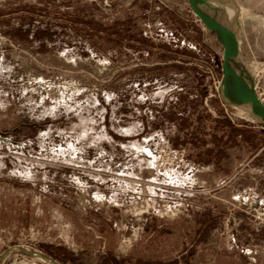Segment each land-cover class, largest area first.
<instances>
[{
    "label": "rangeland",
    "instance_id": "1",
    "mask_svg": "<svg viewBox=\"0 0 264 264\" xmlns=\"http://www.w3.org/2000/svg\"><path fill=\"white\" fill-rule=\"evenodd\" d=\"M235 1L264 101V0ZM223 50L188 0H0V264H264Z\"/></svg>",
    "mask_w": 264,
    "mask_h": 264
},
{
    "label": "water",
    "instance_id": "2",
    "mask_svg": "<svg viewBox=\"0 0 264 264\" xmlns=\"http://www.w3.org/2000/svg\"><path fill=\"white\" fill-rule=\"evenodd\" d=\"M188 1L205 26L217 35L224 46L220 94L229 104L250 105L264 123V101L257 93L254 82H251L239 67L232 66L230 63L231 57L240 48L239 38L232 27L233 22L222 10H212L203 5L200 0ZM239 56L241 58V51Z\"/></svg>",
    "mask_w": 264,
    "mask_h": 264
},
{
    "label": "bare ground",
    "instance_id": "3",
    "mask_svg": "<svg viewBox=\"0 0 264 264\" xmlns=\"http://www.w3.org/2000/svg\"><path fill=\"white\" fill-rule=\"evenodd\" d=\"M200 1L203 3V5L211 8L212 10H222L225 13H227V15L229 16V20L233 22L232 27L234 32L236 33L238 38L240 37V29L236 20L237 13L240 12V6L236 3L235 0H200ZM238 40L240 42V39ZM240 51H241L240 48L237 49V51L231 57L230 63L232 66L239 67L240 70L243 71L252 82L253 74L251 68L248 64L245 63V61L241 60L239 56ZM236 106L244 111L249 112L250 116L255 120L262 122V120L259 117H257V115L254 113L250 105H236Z\"/></svg>",
    "mask_w": 264,
    "mask_h": 264
},
{
    "label": "trees",
    "instance_id": "4",
    "mask_svg": "<svg viewBox=\"0 0 264 264\" xmlns=\"http://www.w3.org/2000/svg\"><path fill=\"white\" fill-rule=\"evenodd\" d=\"M78 13H76V14H71V13H67V14H65V15H67L68 16V18H70L69 19V21H72V22H83V15L79 12V11H77ZM87 26H99L100 27V25L98 24V23H94V21H92V20H88V21H86V22H84ZM114 26V25H113ZM113 26H112V28H113ZM112 30V29H111ZM46 34H49V32H48V30H47V32H46Z\"/></svg>",
    "mask_w": 264,
    "mask_h": 264
}]
</instances>
